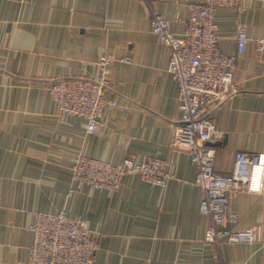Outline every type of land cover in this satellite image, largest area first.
<instances>
[{
	"label": "crops",
	"instance_id": "0c3cea01",
	"mask_svg": "<svg viewBox=\"0 0 264 264\" xmlns=\"http://www.w3.org/2000/svg\"><path fill=\"white\" fill-rule=\"evenodd\" d=\"M205 1L149 0L168 19H187L190 6ZM216 22L230 56L240 28L250 38L234 72L238 92L206 114L220 134L215 169L230 174L238 153L264 152V57L255 43L264 32V0L220 7ZM173 28L183 37L182 25ZM103 52L117 60L107 96L118 104L105 108L89 135L83 118H60L50 89L61 79L97 78ZM169 59L145 1L0 0V264H28L35 215L59 212L95 233L91 264H264V189L231 200L239 218L232 228L256 227L257 243L204 241L210 219L200 212L196 168L172 147L182 114ZM81 155L114 164L159 158L174 179L163 188L129 174L115 192L79 188L71 170Z\"/></svg>",
	"mask_w": 264,
	"mask_h": 264
},
{
	"label": "built area",
	"instance_id": "2783aa9c",
	"mask_svg": "<svg viewBox=\"0 0 264 264\" xmlns=\"http://www.w3.org/2000/svg\"><path fill=\"white\" fill-rule=\"evenodd\" d=\"M152 31L158 41L170 50L168 71L178 85L181 122L175 125L172 147L186 151L196 168V185L204 192L200 212L208 216L210 225L204 241L218 247L223 244H255L256 227L235 231L239 218L231 210L232 197L239 192L261 193L264 189V152L238 153L230 174L215 169V148L212 144L220 137L208 110L238 92L234 72L239 55L247 51L250 38L244 28L237 35V55L230 56L220 48L216 11L220 7H241L247 0H206L192 4L187 19L176 16L168 19L154 10ZM174 24L183 26V37L174 30ZM256 51L264 57V32L256 40ZM116 58L103 52L98 60L97 78H66L55 82L50 93L59 107L61 119L80 117L86 121L87 134L92 135L101 124L107 106H116V98L109 99V72ZM123 61L130 62V58ZM138 174L153 186L166 187L174 179L168 164L150 157L137 161L128 156L119 163L78 157L71 170L77 187L93 190L117 191L123 178ZM33 244L28 264H91L99 244L88 224L73 219L64 212L38 213L30 226Z\"/></svg>",
	"mask_w": 264,
	"mask_h": 264
}]
</instances>
